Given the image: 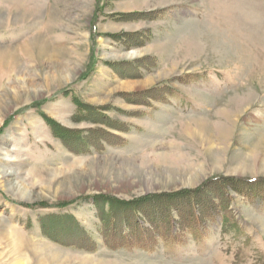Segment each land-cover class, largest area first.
Masks as SVG:
<instances>
[{
  "label": "rangeland",
  "instance_id": "obj_1",
  "mask_svg": "<svg viewBox=\"0 0 264 264\" xmlns=\"http://www.w3.org/2000/svg\"><path fill=\"white\" fill-rule=\"evenodd\" d=\"M249 179L264 0H0V264H264ZM141 230L153 249L125 247Z\"/></svg>",
  "mask_w": 264,
  "mask_h": 264
},
{
  "label": "trees",
  "instance_id": "obj_2",
  "mask_svg": "<svg viewBox=\"0 0 264 264\" xmlns=\"http://www.w3.org/2000/svg\"><path fill=\"white\" fill-rule=\"evenodd\" d=\"M92 36H93V42H95L94 35ZM247 183L248 184L244 186L242 191H244L243 192L244 195L247 196L249 199H252V201L257 195H262V193L264 192L263 179H249L247 180ZM224 213L225 212H220L219 215L218 210H213L211 208L210 211L207 213V219H206V218H202L198 210L194 211V213L189 212L188 216L186 215V217H183V219L185 220H183V224L181 226H179L178 223H176L173 219H170V221H168L167 224H162V226H160V228L157 229V234H156L157 238L155 239H157L160 242H157L156 244L164 243L169 246L177 245L179 243H182V239L184 235L187 236V234L190 233L193 234V236L196 239L198 238L199 235L202 234L203 231H205V229L208 228L207 222H216L217 216H219L220 219L226 218ZM149 232L150 231L141 230L135 233H130V234L127 233L126 239H123L125 241L124 246L125 247L137 246L138 250L144 249L147 251H151L153 249V246L152 247L150 246L151 241H149V237H148ZM111 236H113V233L111 234ZM110 239L111 238H109V240ZM155 239L153 241H155ZM139 243L140 246L137 245Z\"/></svg>",
  "mask_w": 264,
  "mask_h": 264
},
{
  "label": "bare ground",
  "instance_id": "obj_3",
  "mask_svg": "<svg viewBox=\"0 0 264 264\" xmlns=\"http://www.w3.org/2000/svg\"><path fill=\"white\" fill-rule=\"evenodd\" d=\"M47 257H48L49 259L56 260V258H55L54 256L50 255V254H48ZM48 261H49V260H48ZM46 262H47V261H46ZM56 262H57V261H56Z\"/></svg>",
  "mask_w": 264,
  "mask_h": 264
}]
</instances>
